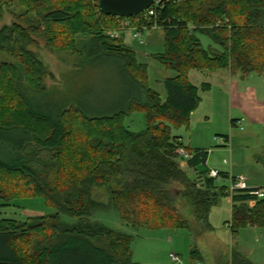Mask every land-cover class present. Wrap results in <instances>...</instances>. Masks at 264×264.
Returning a JSON list of instances; mask_svg holds the SVG:
<instances>
[{"label": "trees", "instance_id": "trees-1", "mask_svg": "<svg viewBox=\"0 0 264 264\" xmlns=\"http://www.w3.org/2000/svg\"><path fill=\"white\" fill-rule=\"evenodd\" d=\"M19 19L0 29V52L16 62L0 64V207L23 197H44L57 212L24 221L0 211V264H141L133 260V235L93 219L99 210L116 209L123 222L138 228H191L178 207L192 206L197 221L211 230L212 208L226 196L233 200L229 221L233 235L247 227H264V199L248 190L230 192L208 170L192 179L181 168L180 150L192 155L189 166L206 165L209 150L186 147L172 128L188 126L202 101L189 73L230 70L233 74L264 72V0H161L150 24L164 30L165 50L155 58L177 76L166 80L168 97L151 88L147 65L122 38L107 29L116 18L99 9L100 0H15ZM135 17V16H134ZM36 34L59 52L97 53L119 58L131 88L123 105L104 114L71 105L53 112L36 107L21 90L47 94L44 79L52 75L30 49ZM200 35L213 45L205 47ZM82 37H87L81 42ZM118 59V60H119ZM52 77H54L52 75ZM145 111L146 128L133 131L127 115ZM264 164V153L259 157ZM109 192L107 202L93 194ZM62 214L75 218L65 222ZM192 264H208L192 251ZM228 264H256L237 247Z\"/></svg>", "mask_w": 264, "mask_h": 264}, {"label": "rangeland", "instance_id": "rangeland-1", "mask_svg": "<svg viewBox=\"0 0 264 264\" xmlns=\"http://www.w3.org/2000/svg\"><path fill=\"white\" fill-rule=\"evenodd\" d=\"M20 12L15 0H0V29L4 26H12L15 22L27 26V23L19 19ZM32 36L36 42L30 45V49L38 54L54 76L50 75L44 79L48 88L47 94L32 92L26 83L21 84V90L35 99L36 107L53 112L55 109L71 105H82L91 111L106 114L118 110L123 105L128 89L131 88L128 74L125 69L120 67L123 60L100 55L94 45H90L89 51L82 55L59 52L50 49L43 36L36 34H32ZM123 37L125 38L124 42L136 51L137 60L147 65L149 85L165 101L168 97L166 80L177 76V72L168 69L155 58V54L165 50L164 30L162 28L147 29L139 39L132 38L129 33L124 34ZM200 38L205 47L213 45L208 36L200 35ZM87 39V37H82L81 42ZM7 62H16V59L10 54L0 52V64ZM189 77L191 82L200 88L203 84L210 85L215 80L213 78L215 76L211 77L206 72L197 69H192ZM214 93H216L215 104L206 100V104L204 103L205 106L201 110L207 109L213 112L210 122L202 123L198 130H189V132L186 126L172 128L174 135L181 133L191 137L194 134L198 136L199 132H203L204 143L210 148V152L217 150L218 145L214 139V133L212 141H209V133L215 130L221 134H227L224 132L231 130V119L228 118V101L219 88H216ZM200 95L204 96L203 89H200ZM199 107L201 106L199 105ZM125 125L136 132L144 130L147 125L146 112L139 110L127 115ZM240 129L236 130L237 135H245L249 130L247 128L246 130ZM251 135L258 137L261 141L259 144L264 145V127ZM260 145L255 149L247 150L250 153L262 152L263 149ZM93 194L96 199L104 202L109 199V192L105 187H95ZM228 198V196L223 197L212 208L209 216L212 230L205 229L203 224L195 219L192 206L183 199L178 201V207L190 221L191 228L136 229L123 222L116 209L99 210L94 214L93 219L133 235L132 250L135 262L141 264H192V251L197 248L203 253L208 264H228L227 261L230 260L227 255H224V252H227L230 247L231 235H233L231 228L227 226V220L231 217ZM0 211L4 218L20 221L32 216L57 212L54 207L47 204L44 197L18 198L11 201L7 207H0ZM61 216L65 222L73 223L75 221V218L68 214ZM171 254L178 256L179 261H174Z\"/></svg>", "mask_w": 264, "mask_h": 264}, {"label": "crops", "instance_id": "crops-1", "mask_svg": "<svg viewBox=\"0 0 264 264\" xmlns=\"http://www.w3.org/2000/svg\"><path fill=\"white\" fill-rule=\"evenodd\" d=\"M204 72L211 77L215 76L213 77L215 80L210 83L208 90H203L204 96L201 95L202 101L199 104L201 107L198 106L192 113L190 124L186 126V129L188 132L189 130H198L200 124L212 120L213 112L207 109L201 110L205 106L206 100L215 104L216 93L214 92L216 88H219L229 104L228 118L231 119V130L224 132L227 134H221L215 130L209 133V141H212L214 133V139L218 145V149L211 152L204 143L203 132H199L200 135L197 132L198 136L194 134L191 137L186 134H176L186 147L209 150L206 165H200L197 170H194L189 166L188 159L182 158L180 160L181 168L192 179L196 178L197 171L208 170L211 175L213 172L225 173L228 178L219 176L218 183L228 187L232 180L239 176H244L253 187L264 186V164L259 159L260 155L264 153V145L259 144L261 141L258 137L251 135L264 127V72H253L248 75L233 74L230 70ZM243 118L245 119L244 130L246 128L249 130L245 135H237L236 130L240 129L237 122ZM258 145L262 147V152H248L247 149H255ZM228 199L232 217L233 200L231 196ZM231 217L227 220L229 228H231L229 222ZM234 247L239 248L252 262L264 264V227H247L241 229L238 235H231L230 247L227 252H224L230 261Z\"/></svg>", "mask_w": 264, "mask_h": 264}, {"label": "built area", "instance_id": "built-area-1", "mask_svg": "<svg viewBox=\"0 0 264 264\" xmlns=\"http://www.w3.org/2000/svg\"><path fill=\"white\" fill-rule=\"evenodd\" d=\"M173 1L181 2L185 0ZM160 2L161 0H155V3L152 7L146 9L135 17H117L116 21L118 26L116 28L107 29L106 34L111 38H122L124 34L126 35V33H129L132 38L139 39L141 38L145 30L160 28L157 23H155L154 25L150 24L151 17L156 13L155 5L159 4ZM244 122L245 119L243 118L237 122V125L241 129H244ZM179 152L183 159H189L192 157V155L184 149H181ZM217 175L218 174L215 172L212 173V176ZM229 189L232 193L236 190H248L250 194L257 196L258 199H264V186L253 187L247 182V179L244 176H239L236 179H233ZM171 258L174 261H179L178 256L174 254H171Z\"/></svg>", "mask_w": 264, "mask_h": 264}, {"label": "water", "instance_id": "water-1", "mask_svg": "<svg viewBox=\"0 0 264 264\" xmlns=\"http://www.w3.org/2000/svg\"><path fill=\"white\" fill-rule=\"evenodd\" d=\"M155 0H100L99 9L108 15L134 17L152 7Z\"/></svg>", "mask_w": 264, "mask_h": 264}]
</instances>
